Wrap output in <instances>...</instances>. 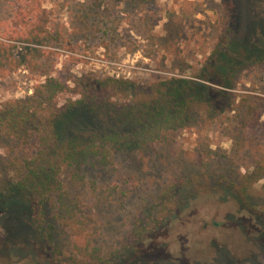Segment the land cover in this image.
Returning a JSON list of instances; mask_svg holds the SVG:
<instances>
[{
    "label": "rangeland",
    "instance_id": "374dc122",
    "mask_svg": "<svg viewBox=\"0 0 264 264\" xmlns=\"http://www.w3.org/2000/svg\"><path fill=\"white\" fill-rule=\"evenodd\" d=\"M37 1L0 0V40L15 44V53L33 44L13 39L21 36L12 19ZM40 1L49 35L33 46L51 51L46 72L54 63L77 75L143 84L185 77L230 95L220 102L225 111L200 113L172 142L114 152L119 177L110 188L81 194L92 216L90 238L104 250L101 264H264L263 181L239 188L240 175L264 163V0ZM42 78L22 65L0 74V104L31 93ZM113 115L72 108L57 126L63 137L86 140L113 130ZM28 145L0 139V264H64L70 238L52 208L41 219L32 196L12 187ZM174 179L186 186L181 202L124 247L133 219Z\"/></svg>",
    "mask_w": 264,
    "mask_h": 264
},
{
    "label": "trees",
    "instance_id": "16d2710c",
    "mask_svg": "<svg viewBox=\"0 0 264 264\" xmlns=\"http://www.w3.org/2000/svg\"><path fill=\"white\" fill-rule=\"evenodd\" d=\"M23 10L19 8L12 19V32L21 36L13 39L44 45L49 35L48 10L40 0ZM32 13L35 16L29 19ZM33 45H25L15 53V44L0 40V74L22 65L43 76L35 80L31 93L0 104V139L12 137L29 144V151L16 165L12 187L32 196L41 219L45 209L52 208V218L70 238L71 252L64 257V264H101L104 250L90 238L92 216L81 194L110 188L112 177H119L114 152L172 142V137L187 129L200 113H210L217 107L219 112L225 111L220 102L229 100L230 95L185 77L143 84L113 75H77L64 65L55 69L54 63L47 64L46 72L41 68L51 51ZM197 77L204 79L201 74ZM67 94L70 96L65 97ZM83 106L113 111L116 127L96 131L86 140L74 135L63 137L58 118L67 109ZM240 178L243 192L260 179L264 186V163L253 166ZM183 185L174 179L142 209L143 214L136 215L124 236V247L151 233L161 219L159 215L171 212L181 202L180 192L186 189ZM46 235L51 240L48 232Z\"/></svg>",
    "mask_w": 264,
    "mask_h": 264
}]
</instances>
